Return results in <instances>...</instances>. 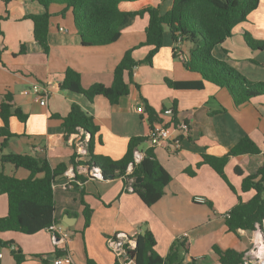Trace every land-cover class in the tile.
Here are the masks:
<instances>
[{
	"label": "crops",
	"instance_id": "crops-1",
	"mask_svg": "<svg viewBox=\"0 0 264 264\" xmlns=\"http://www.w3.org/2000/svg\"><path fill=\"white\" fill-rule=\"evenodd\" d=\"M171 3L172 0H136L122 2L119 8L128 11L154 6L163 13ZM62 9L58 4L48 8L52 14L47 37L49 52L21 54L20 44L33 39L32 22L23 16L40 13L43 7L30 0H0V101L9 93L14 107L27 115L24 122L15 116L9 117V130L13 135L0 153L45 158L51 167L64 162L67 170H76L86 179L79 187L71 189L61 185L64 174L54 180L53 217L55 225L69 234L64 241L54 244L48 228L32 234L2 231L0 240L13 243L0 245V264H16L13 249L21 250L24 255L19 264H53L55 250L67 252L70 264H87V258L96 264H116L106 238L115 232L143 234L146 230L153 234L155 250L160 256L168 253L173 241L180 240L184 241L185 249L179 251V264H220L212 246L226 248L234 238L226 230L224 215L239 198L247 201L252 197L253 190H241L242 177L255 172L262 163L264 94L235 105L225 87L210 82H204L201 89L169 87L165 78L196 80L200 76L182 64V59L189 56L188 43H181L180 50L174 53V43L167 31L152 64L133 68V80L138 86L130 84L128 93L116 104H110L101 95L89 101L80 93L60 89L58 83L67 68L80 74L83 88L94 83L111 85L113 69L124 52L145 40L148 21L147 13L137 16L121 30L116 41L87 46L77 34L71 9L66 10L64 16L60 14ZM245 30L254 39L264 40V0H260L247 20L233 28L231 36L214 47L213 54L250 80L264 81V48L250 49L243 40ZM148 49L141 46L134 50V59H143ZM34 82L47 86L49 94L45 105L32 94L23 93ZM72 103L91 115L99 128L101 141L95 145V153L114 160L125 154L130 138L146 136L151 125L147 107L158 116L159 121L154 123L168 124L172 120L171 116L162 114L165 108L173 109L176 120L187 121L191 134L182 139L179 149L172 150L168 143L151 147L146 140L139 145V150L151 147L156 159L171 175L158 201L147 206L136 193L125 189L120 177L99 180L89 178L85 167L77 166L74 170L69 160L76 149L64 137L60 118L68 113ZM139 104L144 107L142 113L136 110ZM244 136H248L260 152L228 157L224 173L233 189L209 165L197 167L201 154L222 156ZM2 140L0 136V143ZM236 166L241 168V175L235 172ZM0 170L17 178L29 175L28 170L1 161ZM194 196H203L205 202H194ZM82 201L91 208L86 227ZM7 203V196L0 194V217L7 214ZM251 231L238 230L244 251L252 243ZM184 232L187 236L180 237Z\"/></svg>",
	"mask_w": 264,
	"mask_h": 264
},
{
	"label": "trees",
	"instance_id": "trees-1",
	"mask_svg": "<svg viewBox=\"0 0 264 264\" xmlns=\"http://www.w3.org/2000/svg\"><path fill=\"white\" fill-rule=\"evenodd\" d=\"M8 2L10 0H3ZM43 7L40 13H26L24 18L32 22L33 39L20 44L19 53L31 51L47 54L49 52L48 29L49 18L52 14L48 8L51 4L62 5L60 14L64 16L66 10L71 9L73 23L80 36L83 45H106L116 41L121 35V30L129 25L137 17L147 13L148 21L145 27V40L136 46L128 48L113 69L111 85L94 83L87 88L80 84V74L67 68L64 77L58 83L60 89L82 94L91 101L95 96L105 97L110 104H116L120 97L129 91V85L135 84L133 80V68L135 65L152 64L154 54L163 44V34L167 31L174 43V53L180 50L181 43H188L189 56L182 59V64L188 71L199 74L196 80H171L165 78V83L174 89H201L204 82H210L220 87H225L231 95L235 105L249 101L252 97L264 94V81L254 82L243 75L239 70L230 65L226 60L213 54L215 46L220 45L227 37L232 35L233 28L242 21L247 20L248 15L255 10L260 0H172L170 7L163 13L158 7L146 6L139 10H121L122 2L136 0H30ZM243 40L250 49L261 50L264 48V40L254 39L248 31H244ZM141 46L149 49L143 59L136 60L133 57L134 50ZM174 57H178L174 55ZM138 86L137 84H135ZM11 95L5 93L0 101V151L6 147L9 137L13 134L9 130V117L15 116L24 122L27 115L11 103ZM148 120L152 124L158 120V116L149 107ZM175 114V112H174ZM64 129V137L75 147V135L77 128L83 130L89 136L87 154L83 159H76V151L71 156L69 164L74 167L82 166L88 170L93 166L100 169L102 179L120 177L124 187L130 186L147 206L160 199L164 193V187L171 180L170 173L159 163L153 154L151 147L139 150V145L146 137L130 138L125 154L120 159H112L106 155L95 153V145L100 143L99 128L94 123L93 117L84 111L78 104L72 103L68 113L60 117ZM175 120V115L173 116ZM172 120V121H173ZM143 151L138 163L134 162V151ZM260 150L248 137L244 136L232 148L222 156L201 154V161L197 167L206 164L218 173L233 189L224 173V165L229 156L239 154H256ZM2 163H11L29 171L26 178H17L5 174L0 170V194L7 196V214L0 217V232L18 231L32 234L48 228L54 223V198L53 183L67 170L64 162L51 167L45 158L34 157L29 154L0 153ZM132 168L127 172L128 165ZM239 175L240 167L234 168ZM190 172V171H189ZM73 188L80 186L86 177L78 174L76 170ZM193 173V172H190ZM141 177V181L135 179ZM133 178V182L129 179ZM241 190L243 192L253 190L252 197L247 201L238 202L232 206L225 216L227 232L234 235L231 244L226 248L214 244L213 251L217 254L220 264H240L244 250L240 245L239 229L254 230L256 224L264 222V154L258 169L242 177ZM84 227L89 225L91 208L82 201ZM13 241L0 240V245H11ZM155 238L146 230L136 236V246L133 251L137 264H179V251L185 249L184 241L175 240L165 256H160L155 250ZM61 250H55V256L63 255ZM12 255L19 264L24 255L19 249H13ZM87 264H96L87 258Z\"/></svg>",
	"mask_w": 264,
	"mask_h": 264
},
{
	"label": "built area",
	"instance_id": "built-area-1",
	"mask_svg": "<svg viewBox=\"0 0 264 264\" xmlns=\"http://www.w3.org/2000/svg\"><path fill=\"white\" fill-rule=\"evenodd\" d=\"M62 29V28H60ZM24 94H32L35 100H37L41 105L46 104L48 97V89L46 85L34 82L30 87H27L23 90ZM138 112H143L144 107L139 104L136 107ZM164 115L172 117L173 120V109L165 108L162 112ZM169 121L168 124L165 123H153L149 126L148 132L146 134V141L150 143L151 147L160 145L162 143H168L172 150H177L181 147V141L183 138H187L191 134V128L187 121L184 120H173ZM78 132L75 135V151L77 153L76 159H83L87 154V144L89 136L84 134L83 130L77 128ZM143 151H134V162L138 163L142 158ZM132 168V165L129 164L127 167V172ZM89 178L93 179H102L101 171L98 167L93 166L88 170ZM65 180L62 182V187L71 189L73 188L75 180V173L71 170H66L64 172ZM134 179L130 178L129 182H133ZM82 184L81 182L79 183ZM53 186V185H52ZM55 186V185H54ZM127 190H132L130 186L127 187ZM194 202L204 203L205 198L203 196H194ZM226 216V213H225ZM48 231L51 234V238L54 244H58L62 240L64 241L69 234L57 227L55 223H52L48 226ZM137 232L133 234H127L123 232H115L109 235L106 238L107 248L114 255L116 264H137L135 260V255L133 251L136 246V236ZM187 236V233L184 232L180 237ZM252 243L249 248L244 251L242 260L240 264H264V222L260 225L256 224L254 230L251 231ZM1 256V253H0ZM70 256L67 252H64L63 255L54 256L53 264H70Z\"/></svg>",
	"mask_w": 264,
	"mask_h": 264
},
{
	"label": "water",
	"instance_id": "water-1",
	"mask_svg": "<svg viewBox=\"0 0 264 264\" xmlns=\"http://www.w3.org/2000/svg\"><path fill=\"white\" fill-rule=\"evenodd\" d=\"M141 179H142L141 177H137V178L135 179V181H136V182H139V181H141Z\"/></svg>",
	"mask_w": 264,
	"mask_h": 264
},
{
	"label": "rangeland",
	"instance_id": "rangeland-1",
	"mask_svg": "<svg viewBox=\"0 0 264 264\" xmlns=\"http://www.w3.org/2000/svg\"><path fill=\"white\" fill-rule=\"evenodd\" d=\"M259 27V26H258ZM185 43V42H184ZM251 81H253V80H251ZM254 82H258V81H254ZM204 242V241H203Z\"/></svg>",
	"mask_w": 264,
	"mask_h": 264
}]
</instances>
